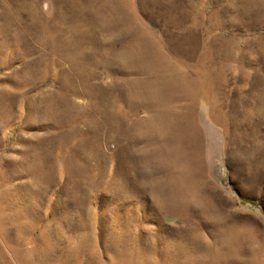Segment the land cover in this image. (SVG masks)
<instances>
[{"label": "rangeland", "instance_id": "rangeland-1", "mask_svg": "<svg viewBox=\"0 0 264 264\" xmlns=\"http://www.w3.org/2000/svg\"><path fill=\"white\" fill-rule=\"evenodd\" d=\"M0 264H264V0H0Z\"/></svg>", "mask_w": 264, "mask_h": 264}]
</instances>
